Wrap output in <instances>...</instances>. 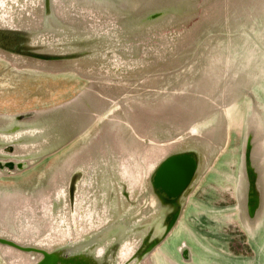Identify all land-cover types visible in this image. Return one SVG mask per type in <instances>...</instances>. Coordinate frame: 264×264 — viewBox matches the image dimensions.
Segmentation results:
<instances>
[{
	"label": "rangeland",
	"instance_id": "374dc122",
	"mask_svg": "<svg viewBox=\"0 0 264 264\" xmlns=\"http://www.w3.org/2000/svg\"><path fill=\"white\" fill-rule=\"evenodd\" d=\"M79 94L96 114L65 105ZM62 122L78 143L21 160ZM135 133L203 156L170 232L144 181L169 147ZM110 137L121 165L76 173ZM0 237L97 264H264V0H0ZM38 259L0 244V264Z\"/></svg>",
	"mask_w": 264,
	"mask_h": 264
},
{
	"label": "water",
	"instance_id": "95a60500",
	"mask_svg": "<svg viewBox=\"0 0 264 264\" xmlns=\"http://www.w3.org/2000/svg\"><path fill=\"white\" fill-rule=\"evenodd\" d=\"M46 21H48L47 18H46ZM89 92L90 91H88L86 94H88ZM84 96H85L84 94L82 95L79 94L65 105L71 106L74 103H78V104L79 102H82L83 104L85 103L88 115L93 116L96 113L94 109H92V107L90 108L89 101ZM77 111L79 112V109ZM149 123L151 124V126L148 125V127H150L152 130L155 128L157 129V127L159 126H166V128H168L169 126L168 123L164 122L163 120L159 121V123H157L156 121L147 122V124ZM57 125L59 127V130L62 129L61 132L57 131L56 133H54V136L52 138H51V135L53 133L46 132V136L44 137L45 134L42 136L44 137L46 142L47 140H50V142H47L46 144H44L45 142L39 141V145H41V146L38 145V151L40 153L39 157L34 158L32 155L27 154L29 155L28 157L25 154V156L21 158V160L23 159L25 160H33V159L45 160L49 158L51 154H59L60 152L66 150L71 144L75 145L76 143L79 142L78 139L80 135L78 133L76 135V131H74L72 127V122L70 123V125H68V123H65V122H62L61 125L60 124H57ZM22 128H24V126H14L13 124L9 130H15V129L21 130ZM92 128L93 127H88V123L87 121H85L84 127L82 129L80 128V130L82 131L81 133L85 134L89 129H92ZM42 131H44V128L43 129L41 128L39 130V132H42ZM184 135L185 134L180 135L177 139L184 141ZM135 136L139 140L145 141L146 142L145 144H152L154 146L159 145L165 148L169 147L168 151L170 152L168 153L166 151L168 154L157 159V161L155 162V165L153 166V169L151 170L150 174H148L144 178V181L147 182V186H149V189L151 190V192L158 199L162 200L163 206H166L168 210H171V212L168 213V216H167L168 218L166 222L168 223V226H167L168 228L166 232H170L175 222H177L179 218L180 206L182 205L184 193L186 192V190L192 183L197 171L199 170L200 161L203 159L202 158L203 156L200 157L201 155L200 153H198L197 150L187 151L185 150L184 147L180 148L178 146L179 141L175 139L171 141L167 140L165 142L158 144L157 142H154L151 139V136L145 137L147 139L143 138L142 136H139L136 133H135ZM111 140H112L111 137L105 138L103 140L99 139L100 144L96 148L95 146L97 145V143L91 144L88 147V148H92L91 153L88 154L85 157V159L81 158L82 162L84 163H81L82 164L81 166L80 164H78L75 167L76 173L79 172V170L83 171L82 173L86 171L87 174L85 176L86 178H88L94 175V169H97V168L101 169V167L103 169L105 166L109 165L110 162H107L106 164L101 163V162H106V161H113L112 162L113 165H115L116 163V165L120 166L121 164L117 163L120 161H117L118 159L114 155L109 153L108 151L109 149L107 150L106 141L112 142ZM72 146L70 148H72ZM44 147L46 148L44 149V151H42ZM100 147L101 148L105 147L103 148V150H106L104 152L105 154H99ZM74 150L77 151L78 148ZM121 156L124 157L123 153ZM6 166L10 170H13L15 168V164L13 162L7 163ZM76 173H75V177H76ZM102 173H105V172L103 171ZM86 180H87L88 185L90 186H81L80 179L77 181V183L73 179H71V184L66 191L77 193L79 192L80 187H88L89 189L93 188L91 180L83 178L82 181L84 182ZM253 189H254V186H253ZM177 201H181L179 208H174L173 206L176 205ZM87 208H94V207H90L88 205ZM176 212H177V215L175 216ZM85 220H87V218ZM156 242H152L148 246L147 253L154 249ZM0 244L3 246L14 248L20 252H24L25 254H28L29 256H34V259H36V256L38 255L39 259L34 264H56L58 262L64 263V262H67L66 257L70 258L69 259L70 262H67V263H71V264H97L95 261V258L97 256H95V254H92L91 252H88V251L87 252H84V251L74 252L73 246H68V245L63 246L58 251L50 252V251L45 250L44 248H40L35 245L33 246L22 245L14 240L2 238V237H0Z\"/></svg>",
	"mask_w": 264,
	"mask_h": 264
},
{
	"label": "bare ground",
	"instance_id": "6f19581e",
	"mask_svg": "<svg viewBox=\"0 0 264 264\" xmlns=\"http://www.w3.org/2000/svg\"><path fill=\"white\" fill-rule=\"evenodd\" d=\"M253 195H254V199L253 200H254V203H255V201H257V200H256V197H255V194L254 193H253Z\"/></svg>",
	"mask_w": 264,
	"mask_h": 264
},
{
	"label": "crops",
	"instance_id": "0c3cea01",
	"mask_svg": "<svg viewBox=\"0 0 264 264\" xmlns=\"http://www.w3.org/2000/svg\"><path fill=\"white\" fill-rule=\"evenodd\" d=\"M77 148V147H76ZM76 148H74V149H76Z\"/></svg>",
	"mask_w": 264,
	"mask_h": 264
}]
</instances>
